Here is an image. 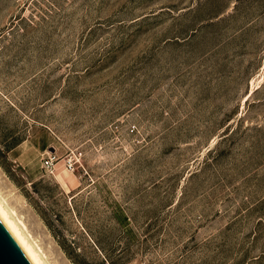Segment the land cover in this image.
I'll list each match as a JSON object with an SVG mask.
<instances>
[{
  "label": "rangeland",
  "instance_id": "rangeland-1",
  "mask_svg": "<svg viewBox=\"0 0 264 264\" xmlns=\"http://www.w3.org/2000/svg\"><path fill=\"white\" fill-rule=\"evenodd\" d=\"M0 198L46 264H264V0H0Z\"/></svg>",
  "mask_w": 264,
  "mask_h": 264
},
{
  "label": "bare ground",
  "instance_id": "bare-ground-1",
  "mask_svg": "<svg viewBox=\"0 0 264 264\" xmlns=\"http://www.w3.org/2000/svg\"><path fill=\"white\" fill-rule=\"evenodd\" d=\"M7 206L2 202V200L0 198V218H1V220L4 222V224L10 230V232L15 237V239L18 241V243L21 245V247L26 252V254L29 256V258L31 259L33 264H46V260L44 261V259H43L44 257L42 258L41 254L38 252V249L35 248L36 246L34 245V243L29 238V235L27 234L28 231H27V233L25 232L27 228L24 225V223L19 222L21 219L19 221H17L15 219L16 217L15 218L13 217V212H11V210H13V209H9V208H7Z\"/></svg>",
  "mask_w": 264,
  "mask_h": 264
},
{
  "label": "water",
  "instance_id": "water-1",
  "mask_svg": "<svg viewBox=\"0 0 264 264\" xmlns=\"http://www.w3.org/2000/svg\"><path fill=\"white\" fill-rule=\"evenodd\" d=\"M0 264H33L0 218Z\"/></svg>",
  "mask_w": 264,
  "mask_h": 264
},
{
  "label": "built area",
  "instance_id": "built-area-1",
  "mask_svg": "<svg viewBox=\"0 0 264 264\" xmlns=\"http://www.w3.org/2000/svg\"><path fill=\"white\" fill-rule=\"evenodd\" d=\"M82 155L81 152L73 153L72 155H68L67 158L64 159V167L66 170L73 172L75 170L76 163L79 161V157ZM58 156L56 152H49L45 157H43V167L46 170L52 171L55 167V164L58 161Z\"/></svg>",
  "mask_w": 264,
  "mask_h": 264
}]
</instances>
